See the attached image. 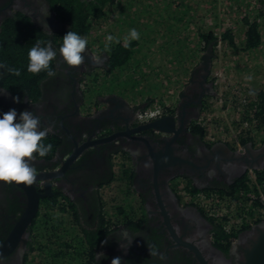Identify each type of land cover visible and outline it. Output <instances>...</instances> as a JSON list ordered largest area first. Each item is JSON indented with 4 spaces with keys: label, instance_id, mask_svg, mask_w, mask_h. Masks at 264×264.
<instances>
[{
    "label": "flooded vegetation",
    "instance_id": "flooded-vegetation-1",
    "mask_svg": "<svg viewBox=\"0 0 264 264\" xmlns=\"http://www.w3.org/2000/svg\"><path fill=\"white\" fill-rule=\"evenodd\" d=\"M19 19L34 26L36 33L28 35L38 36L36 42L51 40L57 51L51 62L56 75L28 72V58L11 55L12 50L8 55L2 39L0 63L6 67L0 69V89L7 91L0 92V118L11 109L18 115L34 112L41 129H51L43 143L53 148L43 158L36 155L37 178L31 186L0 181V264H28L33 224L42 207L57 205L84 236L87 249L81 264H111L115 257H121L122 264H244L264 229V153L259 155L264 139L250 147L241 139L233 144L205 134L198 117L214 93L212 60L206 77L209 90L201 81V59L189 65L177 100L164 114L175 116L173 130L140 127L144 122L137 113L144 103H132L116 83L91 89L87 79L98 68L109 69L115 45L106 51L88 43L84 63L69 67L59 47L70 23L52 0H0V36H8L4 28L21 30L25 21ZM9 68L20 75L10 74ZM17 96L19 103L13 99ZM117 161L127 189L118 191V201H105L117 180ZM247 191L252 193L246 197ZM240 194L259 211L249 221L214 220L203 209L236 203ZM35 198L37 211L24 225V212ZM125 231L133 241L122 248ZM147 243L155 244L164 259L151 257ZM99 252L104 258L97 261Z\"/></svg>",
    "mask_w": 264,
    "mask_h": 264
},
{
    "label": "rangeland",
    "instance_id": "rangeland-1",
    "mask_svg": "<svg viewBox=\"0 0 264 264\" xmlns=\"http://www.w3.org/2000/svg\"><path fill=\"white\" fill-rule=\"evenodd\" d=\"M244 1L184 0L179 6L177 4L181 0H115L114 3L105 4L103 14L90 19L87 32L82 35L91 46L106 50L109 35L115 38L109 47L116 45L117 40L124 44V37L133 28L139 32L140 38L130 41L135 43L127 64L108 71L98 68L95 73L89 74L90 88L97 84L108 88L116 83L121 92L129 93L132 103L142 102L144 107L169 106L186 80L189 65L199 60L198 57L194 58L193 52L197 51L196 56L202 53L203 43H199L197 25H201L203 31L213 29L218 34L217 39L219 33L229 27L236 36L234 43L238 47L232 45L229 37L217 40L215 44L213 42L209 77L214 93L207 97V105L198 119L210 138L221 137L233 144L235 138H239L258 145L264 139V122L256 115V108L251 102L257 98L256 92L264 87V14L256 18L261 36L258 46L240 49L241 41L244 42L241 29L247 26L243 16V9L246 8L240 6ZM164 3L174 7H167ZM176 6H179L178 10H173ZM187 6L191 8L183 10ZM254 9L261 10H252L251 16L252 13L264 11V2ZM161 11L169 16L179 17L183 14L186 19L177 22L173 30L165 29L166 23L161 22ZM187 17L189 24L185 26ZM181 48L183 51L179 52ZM93 92L89 98L94 96ZM116 179L109 186L105 201H118V191L127 189L124 179ZM110 193L113 196L107 198ZM249 193L252 192L247 191L246 197ZM246 197L241 200L240 194L236 203L203 206V209L214 220H227V223L249 221L259 211L253 207L250 209ZM107 205V209H112L111 205ZM54 208L42 207L33 224L32 245L27 252L28 264L84 263L87 247L80 227L58 205Z\"/></svg>",
    "mask_w": 264,
    "mask_h": 264
},
{
    "label": "clouds",
    "instance_id": "clouds-1",
    "mask_svg": "<svg viewBox=\"0 0 264 264\" xmlns=\"http://www.w3.org/2000/svg\"><path fill=\"white\" fill-rule=\"evenodd\" d=\"M49 14V13H48ZM49 33L50 28L45 24ZM140 34L136 29H131L128 36L124 37V44L128 46L131 40H139ZM108 44L105 49H109V44L115 39L109 35ZM119 43V41H116ZM88 40L86 37L70 30L62 38V44L59 47V55L69 67H79L85 61V53L88 51ZM57 57V51L54 49L51 40L46 44L42 41L30 48L28 52L27 71L33 74H39L46 71L49 77H54L56 73L51 68V62ZM94 62L100 63L99 57H93ZM6 66L0 63V69ZM8 72L12 75L19 76L18 69L9 68ZM6 89H0V92H6ZM16 103L20 102V98H13ZM40 118L34 112L25 110L19 115L15 109H11L0 118V181L15 182L16 184H24L31 186L37 178V169L34 166L36 155L41 158L47 156L53 148L51 143L45 144L43 141L51 131L45 127L41 129ZM255 145V144H253ZM127 240V244L123 243ZM122 248H127L132 243L127 231L121 234ZM107 244L108 241L102 242ZM151 257L159 256L164 259L155 244L147 243ZM104 258V253H96V259L99 261ZM111 264H122L121 257H115L111 260Z\"/></svg>",
    "mask_w": 264,
    "mask_h": 264
},
{
    "label": "trees",
    "instance_id": "trees-1",
    "mask_svg": "<svg viewBox=\"0 0 264 264\" xmlns=\"http://www.w3.org/2000/svg\"><path fill=\"white\" fill-rule=\"evenodd\" d=\"M54 3V6L56 7L57 11L60 13L62 18L66 19L70 23V30L80 34L84 35L87 32L89 23L88 21L92 18L99 17L103 14V11L105 10V4L107 3H114L115 0H52ZM242 1V0H241ZM264 0H245L244 3H242L240 6L246 9H243V16L245 18V22L247 24L246 27L241 29L243 32V40L241 41L240 49H247V48H253L255 46H258L261 40V36L259 34L258 30V24L256 18L260 17L264 14V11H259L257 14H253L251 16L252 10H261V9H254V7L260 3H263ZM184 3V0H181V3L177 5H182ZM258 3V4H257ZM167 7H174L170 6L169 4H165ZM176 6L173 8V10H178V7ZM191 7L187 6L183 10H189ZM238 10V7H237ZM161 22L166 23L165 29L169 28V30H173V28L177 27V22H180L182 20H185L186 18H183L184 15L181 14L179 17L176 15L170 14V16L165 13L164 11L160 12ZM21 20V21H20ZM20 22H24V27L21 30H17V32L12 31L11 28H4L3 32L8 34V36L1 38L0 36V48L2 47V39L5 40L4 46L6 49V53L10 55V50H12L11 55L18 54V56H24L25 60L28 58V52L31 47H33L37 42L38 36L34 37V39L28 35L30 33H36V29L34 26H31L29 22L23 19H19ZM187 17V23L185 26L189 24ZM197 25L198 28V40L199 43H203L201 46L204 50L209 42H214V44L217 42V40H221L224 37H229L231 43L233 46L237 44L234 43V40L236 36L233 32H231L230 28H225L224 32L219 33V37L217 39V33L210 29L208 31H203L202 26ZM68 30V31H70ZM179 30V29H178ZM177 30V31H178ZM67 31V32H68ZM66 32V33H67ZM178 36V33H175ZM41 35V34H40ZM176 40H179V38H176ZM166 41V39H165ZM135 42L129 43L128 46H125V44L117 43L115 47L111 50L109 60L107 62L108 70L113 69L114 67L121 66L127 64L131 57H132V45ZM234 43V44H233ZM45 44V43H44ZM178 44V43H177ZM183 51V48L179 52ZM197 54V51L193 52V56L200 58L201 54ZM20 60V59H19ZM29 63V62H28ZM27 63V66H28ZM11 64V62H10ZM18 64H21L19 61ZM257 98H254L251 102V105L256 108V115L262 122H264V87L256 92ZM169 109V108H168ZM244 142V141H243ZM261 174H264V171H260ZM258 176L259 173L257 172ZM255 186H257V180L253 183ZM251 185V184H250ZM261 185V184H260ZM260 202L257 201V205H259ZM255 203H250V209L253 207Z\"/></svg>",
    "mask_w": 264,
    "mask_h": 264
},
{
    "label": "water",
    "instance_id": "water-1",
    "mask_svg": "<svg viewBox=\"0 0 264 264\" xmlns=\"http://www.w3.org/2000/svg\"><path fill=\"white\" fill-rule=\"evenodd\" d=\"M213 41L208 43L205 50L201 53L200 56V64L203 66L202 70V79L201 81L205 83V89L209 90L212 89L211 83H206V77L210 73V66H211V60L213 57ZM182 96V93H180ZM175 116L173 114H168V115H162L157 118H154L152 120L146 121L141 124L140 127H151V128H156V129H163L166 126L169 127L171 130H173V125L175 122ZM106 138V137H105ZM109 138V136H107ZM251 144V145H250ZM246 145H249L250 147L252 146L251 142H247ZM252 147H258V146H252ZM259 150H262L259 155H262L264 152V142L260 146ZM73 156H69V158H72ZM37 211V200L36 198L34 201L29 205L27 210H25L24 214V220L23 224H27L30 222L31 217L35 214ZM259 234L257 235V239L253 242V245L251 248L248 250L246 253V260L244 264H264V229L259 230Z\"/></svg>",
    "mask_w": 264,
    "mask_h": 264
},
{
    "label": "built area",
    "instance_id": "built-area-1",
    "mask_svg": "<svg viewBox=\"0 0 264 264\" xmlns=\"http://www.w3.org/2000/svg\"><path fill=\"white\" fill-rule=\"evenodd\" d=\"M178 94H179V91L176 94V98L175 99L173 98V101L171 102L172 104L169 106L167 104L165 106L163 104L160 106H156V105H150V106H145V107L143 106L137 113L138 118L140 119V121L146 122V121H149V120H152L154 118L164 115L167 110V107L172 106L174 102L177 100L179 96ZM235 139H236V142L239 141V138H235ZM209 207H213V206H209Z\"/></svg>",
    "mask_w": 264,
    "mask_h": 264
},
{
    "label": "crops",
    "instance_id": "crops-1",
    "mask_svg": "<svg viewBox=\"0 0 264 264\" xmlns=\"http://www.w3.org/2000/svg\"><path fill=\"white\" fill-rule=\"evenodd\" d=\"M114 169H115V173H117V178L120 177V173H121V169H120V166H119V162L117 161L116 164L114 165ZM119 174V175H118Z\"/></svg>",
    "mask_w": 264,
    "mask_h": 264
}]
</instances>
